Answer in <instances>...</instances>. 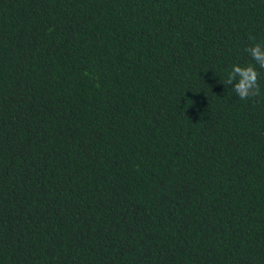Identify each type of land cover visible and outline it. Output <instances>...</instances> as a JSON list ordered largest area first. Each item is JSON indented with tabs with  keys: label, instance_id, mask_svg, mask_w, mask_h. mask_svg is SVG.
I'll use <instances>...</instances> for the list:
<instances>
[{
	"label": "trees",
	"instance_id": "obj_1",
	"mask_svg": "<svg viewBox=\"0 0 264 264\" xmlns=\"http://www.w3.org/2000/svg\"><path fill=\"white\" fill-rule=\"evenodd\" d=\"M255 42L264 0H0V264H264Z\"/></svg>",
	"mask_w": 264,
	"mask_h": 264
},
{
	"label": "clouds",
	"instance_id": "obj_2",
	"mask_svg": "<svg viewBox=\"0 0 264 264\" xmlns=\"http://www.w3.org/2000/svg\"><path fill=\"white\" fill-rule=\"evenodd\" d=\"M255 41V37H251ZM246 52L255 62L246 65H233L227 75V79L222 81L225 86L233 85L232 90L241 100H248L260 96L259 69H264V43L255 42L246 48Z\"/></svg>",
	"mask_w": 264,
	"mask_h": 264
}]
</instances>
